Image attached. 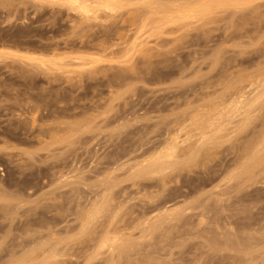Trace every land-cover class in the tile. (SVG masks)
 Wrapping results in <instances>:
<instances>
[{
  "label": "rangeland",
  "instance_id": "1",
  "mask_svg": "<svg viewBox=\"0 0 264 264\" xmlns=\"http://www.w3.org/2000/svg\"><path fill=\"white\" fill-rule=\"evenodd\" d=\"M95 1L0 0V264H264V98L193 146L264 76V0Z\"/></svg>",
  "mask_w": 264,
  "mask_h": 264
},
{
  "label": "bare ground",
  "instance_id": "2",
  "mask_svg": "<svg viewBox=\"0 0 264 264\" xmlns=\"http://www.w3.org/2000/svg\"><path fill=\"white\" fill-rule=\"evenodd\" d=\"M62 1L65 2V3H67V4H69V5H71L72 7L75 6L77 8L83 9V11H85V13H86V11H89L90 10L85 5H83L80 2V0H62ZM117 1L118 0H115L113 2H117ZM95 2H97V0ZM105 2H108V3L102 4L105 8H108V9L115 8L113 6L115 4H113V3L110 4L111 1L109 3V1H106L105 0ZM121 3H123V2H121ZM94 4H96V3H94ZM121 5H122V7L124 6L123 4H120V6ZM93 6H95V5H93ZM117 6H119V5H117ZM92 10H94V9H92ZM95 10L97 11L98 9L96 8ZM96 13L91 12V14H93V15L96 14ZM83 15L85 16V14H83ZM96 15H94L95 18H96ZM86 16H87V14H86ZM88 17L90 18V16H88ZM263 75H264V73L262 74V76ZM257 79H258V81L255 80V81H257V84H256L257 86H254V87H256L255 88L256 90L255 89H252L249 92L248 91L246 92L245 91V88H247V87L244 88L242 85L241 86H238V87H235L234 90H231L227 94L222 95L216 102H213L210 105V107L204 112L203 115L206 114V122H205V124L200 125L201 127H197L196 128V129L199 130V132H198V138H196L197 140L193 144V146H196L197 147V149H196L197 151L198 150L201 151V149H203L206 145H212L213 146L217 139H220L222 141V138H220L219 136H218L219 138L216 137V136H214L215 134L214 135L211 134V131H213V130L216 131V129L218 128V126L224 120H226V122H230V119L231 118L233 120V117L240 116L239 121H238V124L235 126V127H237L236 130H234L236 132L239 129L242 130V129L246 128V126L249 124L250 120L254 119L253 118L254 117L253 114H256V113H253L252 114L253 117H252L251 113L253 111H256L257 108H254L256 110H254V109L252 110V107L255 106V105L257 106V104L263 105V103H262L261 100H263L262 98H264L263 97L264 96V76L263 77H260L259 76V78L257 76ZM249 82H251L250 85H252L253 82L252 81H249ZM255 83L256 82H254L253 84H255ZM252 91H254V92L252 93ZM227 113H230V117H228V118L225 119V116H226ZM193 122H195V121L193 120ZM218 129H220V128H218ZM173 141H174V139H173ZM208 141H210V142L208 143ZM217 144H218V142H217ZM176 146H177V143H176V141H174L173 143L168 144L167 147L163 146L164 149H160V152L157 151L158 154L156 156L153 155L154 157H153V159L151 158L152 159V160H150L151 162L148 161V163H147V161L145 160L146 163H147V165H148L147 167H146L145 164L143 165V167L145 166V170H146L145 172H147L149 170H154L156 172L158 170V171H160L159 173H161V172L163 173L164 169H166V171H167L168 170L167 168H171L175 164H177L178 162L175 161L176 159L174 160V158L176 157V150H175ZM219 146L220 145H217V146H214V147H219ZM208 150H210V152L208 153V154H210L211 153V149H208ZM189 154L190 153H188V155ZM205 155H207V154H205ZM196 157H198V156H196L195 154H190V156H189V158H191L192 160H194ZM253 158H254V160H256L258 157L253 156ZM261 158H262V156H261ZM261 158L259 157V159H261ZM149 162H150V164H149ZM185 163H186V161H185ZM138 171L141 173V170H138ZM145 172H142V173H145ZM151 174H154V173H151Z\"/></svg>",
  "mask_w": 264,
  "mask_h": 264
}]
</instances>
